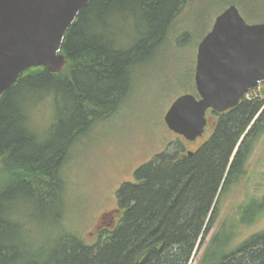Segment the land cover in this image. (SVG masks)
<instances>
[{
	"label": "trees",
	"instance_id": "16d2710c",
	"mask_svg": "<svg viewBox=\"0 0 264 264\" xmlns=\"http://www.w3.org/2000/svg\"><path fill=\"white\" fill-rule=\"evenodd\" d=\"M187 1L92 0L65 36L64 71L29 68L2 96L0 264H190L202 248L220 202L264 134V89L257 98L246 95L235 109L213 112L212 132L192 155L178 142L173 153L140 167L133 182L117 191L124 211L114 226L98 232L97 243L88 245L61 225V169L69 151L117 112L135 70L167 41ZM45 100L53 114L43 131L32 113ZM237 214L233 230L256 224L264 217V199L246 202ZM226 224L199 264H264V230L232 246L235 232L222 238Z\"/></svg>",
	"mask_w": 264,
	"mask_h": 264
},
{
	"label": "rangeland",
	"instance_id": "374dc122",
	"mask_svg": "<svg viewBox=\"0 0 264 264\" xmlns=\"http://www.w3.org/2000/svg\"><path fill=\"white\" fill-rule=\"evenodd\" d=\"M232 5L248 24L264 23V0H188L174 20L167 41L135 70L130 93L117 112L74 144L61 169L66 184L61 225L66 232L88 245L97 243L101 222H108L107 218L101 219L103 213L116 208L117 191L134 180L140 167L158 154L173 153L178 142L183 143L186 154L207 140L215 121L212 115L205 136L195 143L170 131L164 118L179 97L197 93L198 46L218 15ZM263 89L261 84L247 97L257 98ZM50 102L38 104L32 113L34 123L43 131L53 114ZM252 199H264V134L257 140L244 174L220 202L218 220L190 264H199L212 236L224 223V240L236 233L232 246L264 230V217L252 226L233 230V222L239 220V208Z\"/></svg>",
	"mask_w": 264,
	"mask_h": 264
},
{
	"label": "water",
	"instance_id": "95a60500",
	"mask_svg": "<svg viewBox=\"0 0 264 264\" xmlns=\"http://www.w3.org/2000/svg\"><path fill=\"white\" fill-rule=\"evenodd\" d=\"M91 1L0 0V101L29 68L44 66L51 74L64 71L65 36ZM263 81L264 23L248 24L232 5L216 18L212 30L198 46V97H179L167 111L165 124L173 133L194 142L205 133L208 111L222 114L237 108ZM115 215H120L119 210L105 213L102 218L114 219ZM197 250L198 247L195 254Z\"/></svg>",
	"mask_w": 264,
	"mask_h": 264
},
{
	"label": "flooded vegetation",
	"instance_id": "af4514ba",
	"mask_svg": "<svg viewBox=\"0 0 264 264\" xmlns=\"http://www.w3.org/2000/svg\"><path fill=\"white\" fill-rule=\"evenodd\" d=\"M213 112L212 111H208V113H207V119H208V125H207V128H206V131H205V134H206V132H207V130H208V128H209V117H210V115L212 114ZM205 134L203 135V136H205ZM195 142H197V140L195 141ZM194 142V143H195ZM197 150V148L195 149V151ZM189 152H194V151H188L187 153H188V155H189ZM131 182H133V181H131ZM116 208L115 209H113V210H119V212H120V214L124 211L123 210V208L121 207V203L119 202V199L118 198H116ZM113 210H111V211H113ZM105 213H108V212H105ZM105 213H103V214H105ZM102 220H105V219H103V218H101ZM108 219V218H107ZM116 219H117V216L115 215V217H114V219H112V218H109L107 221L108 222H106V221H102L101 222V228L102 229H104V228H108V227H111V226H114V224H115V222H116ZM105 224V225H104Z\"/></svg>",
	"mask_w": 264,
	"mask_h": 264
}]
</instances>
